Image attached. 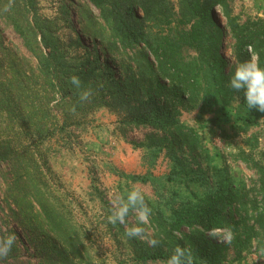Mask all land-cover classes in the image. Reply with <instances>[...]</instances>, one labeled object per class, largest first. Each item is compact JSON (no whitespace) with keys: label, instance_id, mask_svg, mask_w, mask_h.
<instances>
[{"label":"trees","instance_id":"16d2710c","mask_svg":"<svg viewBox=\"0 0 264 264\" xmlns=\"http://www.w3.org/2000/svg\"><path fill=\"white\" fill-rule=\"evenodd\" d=\"M89 1L99 9L107 27L106 47L117 54L133 53L157 76V85L146 96H138L131 81L118 78L99 55L88 54L80 60L71 57L72 37L64 35L58 22L40 13L39 0H0V214L18 223L33 245L32 253L25 257L12 237V244H7L9 236L1 233L0 226V264H34V260L39 264H94L80 227L60 199L59 182L43 144L54 140L61 147L72 148L77 131L83 130L98 107L124 104L127 122L134 127L149 126L165 135L164 147L174 161L178 160L177 146L195 150L198 145V133L181 122L179 107L189 92L197 90L181 75V62L169 41L158 40L148 26L149 21L172 16L171 1ZM218 6L224 8L237 38L238 59L247 61L255 54L260 67H264V18L240 24L232 17L227 0H180L182 17L193 20L194 33L211 44V73L203 89L206 98L224 100L234 93L247 108L243 93L228 83V62L220 51L223 30L215 15ZM5 27L13 28L24 48L6 44ZM74 75L81 81L79 88L71 82ZM85 91L90 95L82 100ZM249 111L248 123L254 124L264 116L256 109ZM258 170L260 185L254 197L227 182L210 190L203 200L177 206L172 216L145 199L151 214L143 225L150 227L152 237L159 242L155 250L141 238H129L124 224L113 225L107 217L108 229L117 242L127 238L138 246V259L143 262L167 261L180 246L190 257L194 255L207 264H224L232 248L239 256L252 241L251 234L244 238L240 234L243 213L252 210L254 220L264 223V165ZM192 171L198 180L204 179L202 168ZM96 189L103 208L112 211L114 206L98 186ZM136 214L130 211L128 217ZM222 231L231 232V236L225 239Z\"/></svg>","mask_w":264,"mask_h":264},{"label":"rangeland","instance_id":"374dc122","mask_svg":"<svg viewBox=\"0 0 264 264\" xmlns=\"http://www.w3.org/2000/svg\"><path fill=\"white\" fill-rule=\"evenodd\" d=\"M39 1L40 13L58 22L64 35L72 37L71 57L80 60L88 54L99 55L104 66L111 65L118 78L131 81L140 97L155 89L157 76L133 57V53L117 54L106 47L107 27L99 9L89 0ZM170 1L174 9L172 16L149 21L148 26L158 40L169 41L170 49L181 62V75L197 90L189 92L179 104L181 122L198 133L195 150L177 146L178 160L174 161L164 147L165 135L149 126L134 127L126 120L128 109L119 103L98 107L91 113L90 122L77 131L72 148L61 147L54 140L43 144L51 171L59 182L60 199L80 227L88 257L94 264H166L159 260L143 262L138 259V246L127 238L123 242L113 238L107 224L111 211L103 208L96 186L112 206L119 197H126L128 191L139 188L145 199L160 206L169 216L177 206L203 200L210 190L227 182L248 192L250 197L258 193V169L264 165V116L258 117L254 124L248 123L250 111L234 93L232 98L224 100L206 98L203 89L211 73V44L207 38L194 33L193 20L182 17L180 0ZM227 3L232 17L240 24L264 18V0H227ZM215 15L223 30L220 51L227 59L226 70L231 76L241 62L237 56V38L222 6L216 7ZM4 31L8 46L24 48L21 37L12 27H5ZM248 60L258 64L255 54ZM160 80L165 82L163 78ZM193 168L204 170L202 181L193 174ZM2 182L0 175V201ZM253 215L252 210L249 214L243 213L244 222L240 226L243 238L246 234L252 235L251 243L239 256L232 248L224 264H264V223H257ZM126 219L125 227L139 224L137 214ZM0 226L1 233L12 237L25 257L32 253L33 245L18 223L0 214ZM140 226L145 229L141 239L155 250L159 242L155 247L149 243L153 239L150 227ZM223 231L225 239L231 236V232ZM191 261L207 264L194 255ZM33 262L39 264L37 260Z\"/></svg>","mask_w":264,"mask_h":264},{"label":"clouds","instance_id":"9594fccd","mask_svg":"<svg viewBox=\"0 0 264 264\" xmlns=\"http://www.w3.org/2000/svg\"><path fill=\"white\" fill-rule=\"evenodd\" d=\"M71 82L77 88L80 87L81 81L78 76H72ZM230 88L237 92H242L245 98L247 108L256 109L264 112V67H260L256 62L248 60L240 62L232 72L229 78ZM90 93L85 91L81 94V99H88ZM130 211L137 213L139 224L126 227V235L129 238H144L145 229L140 226L146 224L151 214V209L145 202V197L139 188H133L128 191L126 197H119L108 216V221L113 225L119 223L127 225V217ZM12 238L7 240V244H12ZM149 243L155 247L158 240L153 238ZM166 264H191V257L187 254L186 249L177 246L172 254L168 257Z\"/></svg>","mask_w":264,"mask_h":264}]
</instances>
